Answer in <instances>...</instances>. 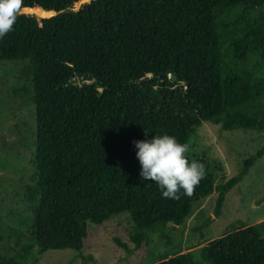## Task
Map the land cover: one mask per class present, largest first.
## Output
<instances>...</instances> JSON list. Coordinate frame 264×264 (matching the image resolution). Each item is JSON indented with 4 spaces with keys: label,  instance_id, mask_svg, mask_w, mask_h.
<instances>
[{
    "label": "trees",
    "instance_id": "1",
    "mask_svg": "<svg viewBox=\"0 0 264 264\" xmlns=\"http://www.w3.org/2000/svg\"><path fill=\"white\" fill-rule=\"evenodd\" d=\"M79 1L22 0L13 30L0 38V62L24 63L18 78L31 85L37 129L26 184L32 224L26 232L0 227L13 264L81 251L88 224L124 213L136 249L151 233L170 244L171 230L215 192L219 217L226 195L264 155L263 145L220 183L222 167L201 162L204 178L174 200L140 177L133 145L163 133L190 145L204 123L264 132V75L250 60L264 62V0H95L72 10ZM36 7L57 15L21 14L50 16ZM202 258L264 264V222L208 243ZM158 264L197 263L178 255Z\"/></svg>",
    "mask_w": 264,
    "mask_h": 264
},
{
    "label": "rangeland",
    "instance_id": "2",
    "mask_svg": "<svg viewBox=\"0 0 264 264\" xmlns=\"http://www.w3.org/2000/svg\"><path fill=\"white\" fill-rule=\"evenodd\" d=\"M77 9L74 5L72 10ZM241 12L238 8L229 18L234 19ZM257 15V11L249 13L250 19ZM250 60L251 66L264 75V62L255 57ZM23 66L20 62H0V227L26 232L33 221L26 184L35 171L37 129L35 107L28 100L31 85L18 78ZM263 145L264 132L223 131L218 125L204 123L192 137L185 155L189 162H207L212 170L221 166L222 172L216 173L220 183L237 176L244 161ZM216 198L215 192L195 203L184 224L171 230L170 244L158 233H151L147 242L136 249L129 237L133 223L124 213L100 225L88 224L81 251H48L39 256L36 264H83L82 258L87 257L93 260L85 264H158L178 255H191L197 264H209L202 258V250L208 243L242 227L264 222V155L226 195L219 217L214 215ZM208 219L209 225L200 229ZM5 245L8 246L0 243V264H13L14 253Z\"/></svg>",
    "mask_w": 264,
    "mask_h": 264
},
{
    "label": "clouds",
    "instance_id": "3",
    "mask_svg": "<svg viewBox=\"0 0 264 264\" xmlns=\"http://www.w3.org/2000/svg\"><path fill=\"white\" fill-rule=\"evenodd\" d=\"M22 0H0V38L13 30ZM140 164V177L154 182L167 199H180L181 194L191 195L194 187L204 178L205 166L189 162L188 143H180L167 133L133 141Z\"/></svg>",
    "mask_w": 264,
    "mask_h": 264
},
{
    "label": "water",
    "instance_id": "4",
    "mask_svg": "<svg viewBox=\"0 0 264 264\" xmlns=\"http://www.w3.org/2000/svg\"><path fill=\"white\" fill-rule=\"evenodd\" d=\"M93 1L95 0H80L79 2H77L75 5H77L78 9L75 10V11H78L80 10L81 8L85 7L86 5H89L91 4ZM28 10H32V8H27ZM33 9H37L39 11H42L46 14H50L49 17H38L37 15H33L37 20L39 21H42L43 19H48V18H51V17H54L57 15V12L56 11H44L42 8H39V7H36V8H33ZM24 11H26V9H23L21 14H25ZM146 79H149V77H147ZM175 78H173L174 80Z\"/></svg>",
    "mask_w": 264,
    "mask_h": 264
}]
</instances>
